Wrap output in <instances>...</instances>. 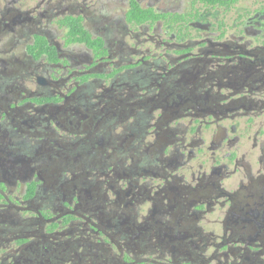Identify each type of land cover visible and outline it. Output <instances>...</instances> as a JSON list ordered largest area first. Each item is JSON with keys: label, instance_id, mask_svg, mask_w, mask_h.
<instances>
[{"label": "flooded vegetation", "instance_id": "1", "mask_svg": "<svg viewBox=\"0 0 264 264\" xmlns=\"http://www.w3.org/2000/svg\"><path fill=\"white\" fill-rule=\"evenodd\" d=\"M0 264H264V0H0Z\"/></svg>", "mask_w": 264, "mask_h": 264}]
</instances>
